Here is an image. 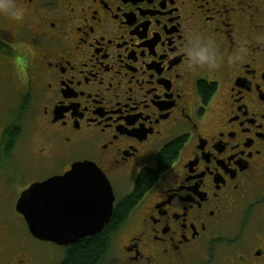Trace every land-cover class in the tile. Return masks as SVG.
Wrapping results in <instances>:
<instances>
[{
    "label": "flooded vegetation",
    "instance_id": "1",
    "mask_svg": "<svg viewBox=\"0 0 264 264\" xmlns=\"http://www.w3.org/2000/svg\"><path fill=\"white\" fill-rule=\"evenodd\" d=\"M12 3L23 18L0 14V264H34L17 203L78 162L109 183L112 215L155 175L103 264H264V0ZM198 38L216 67L191 62Z\"/></svg>",
    "mask_w": 264,
    "mask_h": 264
},
{
    "label": "water",
    "instance_id": "2",
    "mask_svg": "<svg viewBox=\"0 0 264 264\" xmlns=\"http://www.w3.org/2000/svg\"><path fill=\"white\" fill-rule=\"evenodd\" d=\"M112 189L95 165L74 163L63 176L29 187L16 210L30 236L67 248L102 233L112 217Z\"/></svg>",
    "mask_w": 264,
    "mask_h": 264
},
{
    "label": "trees",
    "instance_id": "3",
    "mask_svg": "<svg viewBox=\"0 0 264 264\" xmlns=\"http://www.w3.org/2000/svg\"><path fill=\"white\" fill-rule=\"evenodd\" d=\"M175 150V144H171L165 148L159 159L160 167L167 165ZM154 177V172L143 171L138 179L139 189L134 193L135 196L125 203L118 205L117 210H115L116 212L113 213L110 222L103 232L95 237L85 238L73 246L63 248L64 254L59 264H103L110 249L111 229L115 227L116 221L122 217L120 214L124 216L129 211L138 191L145 190L152 183Z\"/></svg>",
    "mask_w": 264,
    "mask_h": 264
},
{
    "label": "clouds",
    "instance_id": "4",
    "mask_svg": "<svg viewBox=\"0 0 264 264\" xmlns=\"http://www.w3.org/2000/svg\"><path fill=\"white\" fill-rule=\"evenodd\" d=\"M0 14L10 15L15 21H20L23 18V11L18 9L12 0H0ZM208 44L213 42L208 40ZM191 62L200 66L208 65L210 67H216V57L207 45L201 46L200 39L196 40L194 50L189 53Z\"/></svg>",
    "mask_w": 264,
    "mask_h": 264
},
{
    "label": "rangeland",
    "instance_id": "5",
    "mask_svg": "<svg viewBox=\"0 0 264 264\" xmlns=\"http://www.w3.org/2000/svg\"><path fill=\"white\" fill-rule=\"evenodd\" d=\"M24 237L26 249L31 252L34 264H59L63 258L64 251L53 244L39 242L33 239L28 233L21 235Z\"/></svg>",
    "mask_w": 264,
    "mask_h": 264
}]
</instances>
